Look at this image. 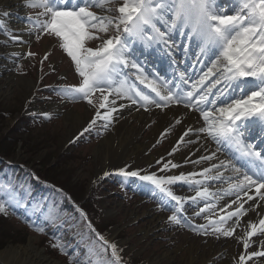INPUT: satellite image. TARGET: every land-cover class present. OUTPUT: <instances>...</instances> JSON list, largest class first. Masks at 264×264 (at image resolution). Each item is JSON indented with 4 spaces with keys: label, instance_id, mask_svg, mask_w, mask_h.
<instances>
[{
    "label": "rangeland",
    "instance_id": "rangeland-1",
    "mask_svg": "<svg viewBox=\"0 0 264 264\" xmlns=\"http://www.w3.org/2000/svg\"><path fill=\"white\" fill-rule=\"evenodd\" d=\"M20 1L25 14L24 22L31 28L28 32L30 39L25 43L23 56L14 59V63L8 68L9 71L2 65L5 56L0 54V157L5 163L11 164L10 167H15V171L9 172V181L16 180L14 176L17 177L15 174H17V170H20L23 181L43 180L48 184L57 185L58 188L51 194L57 198L66 196L71 204L56 205V208L53 205V208L49 210L50 215L48 213L45 216L37 213L36 209L24 211V213L19 207L17 209L9 207L7 215L0 214V251L10 246L26 245L32 239L37 248L44 250L50 259L59 263L69 264V255H71L73 264H76L77 261L80 264H114L111 248L104 251L103 242L97 240L95 234L99 233L109 244L116 245L117 253L121 257L119 264H149L148 262L155 256H161L169 251L173 252L174 260H163L162 264H186L190 258L188 251L185 250L186 242L191 243L190 240L197 239L204 243L206 237L213 235L217 241L232 238L233 235L225 237L214 231L198 232L193 230L200 225L212 228L206 217L213 222L220 220L215 213L207 210L205 202L183 205L179 215L187 220L188 226H180L168 220V217L173 214L172 211L161 210L159 196L162 194L150 182L141 181L138 176H125L120 172L96 178L98 166L101 164V158L96 153V148L103 138L111 133L114 122L111 120L105 127L106 122L97 119L88 131H84V129L88 128L97 111L104 113L105 109H100L99 105L101 103L107 105L110 96L120 100H127V98L120 97L114 89L108 88H105L104 94L109 98L104 100L101 93L97 91L90 97L92 104L84 99H71L58 94L60 89L78 86L81 78L75 71L74 62L61 48L59 38L48 33H41L39 28L30 22L46 19L40 15L43 9L26 7L27 0ZM222 1L219 0V3ZM233 1L235 4L228 7L231 10L226 11L223 4H220L219 7L226 9L228 14H234V9L239 1L226 0V3L230 5V2ZM123 3L124 0H112L107 5L112 9L110 13L99 7H90L88 11L97 16L118 17L120 13L117 9ZM123 27L121 25V31L118 34L121 37L128 35L130 40L135 41L132 51L141 62L146 76L154 79L151 75L154 71H159L158 68L165 73H173L170 63L163 61V55L157 45L151 43L148 48H145L140 37L124 33ZM90 31L103 39L117 35L112 28H109L106 33L96 32L93 29ZM148 33H151L150 28ZM0 34H4L3 40H0V53L2 48L22 43L19 33L14 29H5L0 25ZM180 36L181 34H178V37ZM183 39L185 43L188 41L186 35ZM190 43L194 48L197 42L193 40ZM100 44L101 39L85 41V47L93 49L99 47ZM193 56L195 59L199 55ZM147 65L151 68L149 69ZM207 65L210 64L207 63ZM175 69L178 70V68ZM125 71L128 72L129 83L134 82L138 90L150 94L152 98V94L142 88L145 83L137 81L133 74L135 69L129 68ZM21 79L31 81L34 87L28 88L20 82ZM157 82L161 87L163 86L162 81V84ZM137 101L134 105H137L141 110L156 107L155 104L144 106L138 97ZM53 104H58L64 110L59 111L51 108ZM68 110H73L84 116L80 130L73 138L70 135L71 125L67 124L64 115ZM154 129V123L143 127L140 137L146 139L151 136L152 139H156L151 142L152 148L149 153L160 159L150 165L141 163L139 175L154 174L158 178L167 180L174 175L169 171H164L165 162L184 152L185 148L181 146L178 149V146H171L173 141L167 135L165 141L157 140L159 136H154V133H157ZM168 146L173 147L172 151L165 153ZM37 186L27 187L28 190L33 191ZM15 187L17 188V186ZM165 187L178 195V181L165 184ZM153 189L157 193L156 196L152 194L151 190ZM4 190L9 191L11 187H5ZM193 192V190L187 189L184 195H192ZM54 202L56 203L55 200ZM175 203V201H171V204L175 205ZM81 211L86 214V219L81 216ZM149 215H161L163 222L148 238H145L143 230L149 224ZM50 217H55V219ZM33 222L35 225L43 227L44 232H37L33 226H30ZM89 223L95 232L89 227H85ZM221 227L232 229V225H229L228 222ZM111 235H113L112 238ZM185 236H188L187 241ZM57 241L65 247L69 255L62 254L59 248L52 247ZM89 248L92 249V252L88 251ZM30 255L32 254L27 256ZM223 259H225V255H221L218 262L210 264H221ZM202 263V261H197V264ZM253 263L264 264V257H258L257 262ZM0 264L8 263L0 260Z\"/></svg>",
    "mask_w": 264,
    "mask_h": 264
},
{
    "label": "snow or ice",
    "instance_id": "snow-or-ice-1",
    "mask_svg": "<svg viewBox=\"0 0 264 264\" xmlns=\"http://www.w3.org/2000/svg\"><path fill=\"white\" fill-rule=\"evenodd\" d=\"M111 2L112 0H27L26 7L42 8L43 12L40 15L46 17L44 20L37 19L30 22L38 27L41 33H48L59 38L61 48L74 62L75 71L81 78L78 86L60 89L58 94L71 99H84L92 104L90 97L97 91L101 93L104 100H107L108 96L104 94V90L108 88L114 89L117 95L126 97L133 104L138 102V97L144 106L155 104L156 107H167L171 103H182L185 107L195 108L202 113L207 124V128H200L196 131H206L218 144L234 146L236 152L230 153L234 159L238 154L249 158L247 165H241L245 168L242 177L237 175L235 177L237 183L230 185V188L236 190L237 198L239 199L241 192L247 195L246 189L255 188L260 200H264V193L261 192V189H264V155L259 150H253L254 141L250 139L257 132L260 136H264V0H242L241 5L234 9V14H228L220 8L219 0H124L122 6L117 9L120 13L118 17L97 16L88 11L90 7H99L110 13L112 9L107 5ZM81 4L84 6H80ZM158 24L165 30L161 31ZM121 25L124 26V33L146 39L149 44H162L169 52L174 46L170 43V36L173 32L186 35L190 42L195 40L200 49V55L208 59L211 64L201 77V83L211 75L215 77L213 86L222 84L223 87L217 89L215 93L209 91L199 95L198 102L195 103L192 101L194 91H187L185 96L180 89L174 92L176 85L173 84L170 88H166L167 94L164 95L153 87L152 92L159 99H152L150 94L138 90L134 82L129 83L130 78L126 69H135L133 74L141 82L147 76L141 62L133 54L132 45L135 41L130 40L128 35L121 37L118 34L121 31ZM109 28L114 29L117 35L103 39L90 31L93 29L96 32L106 33ZM149 28L151 33H148ZM37 38L39 39V36ZM94 39H101L99 47L96 49L85 47V41ZM155 79L158 80L159 77ZM181 79H183V74H181ZM166 84L165 81L164 85ZM195 87L194 84L193 89ZM230 88L233 91L239 90L241 97L232 98L230 103L227 102L229 98L226 97L220 100V103L225 106L215 108L216 101ZM209 94L214 99L209 100ZM111 104L115 105V100ZM201 104L212 105L213 109L201 107ZM99 107L107 109L108 106L101 103ZM212 110L218 111L219 117L211 116ZM115 111V107H111L104 113L97 111L96 116L84 131H88L97 119L105 121V127H107L111 122V114ZM179 122L177 120V123ZM192 131L193 129H188L184 135ZM182 140L183 136H181ZM188 143H193V141L189 140ZM214 157L215 153H211L200 157V160L194 163L211 160ZM256 161L261 163L257 164ZM171 166L177 167L175 164ZM164 167L168 168V164ZM229 167L236 173L241 172V169L232 165L231 162L219 161L218 164L211 165V168L217 171V178H219L221 169L226 170ZM119 171L122 175L138 176L141 181L154 185L162 194L159 196L161 210L173 213L168 220L176 225L188 226L187 220L179 215L182 212L184 198L175 195L165 187V184L185 179L183 174L165 180L154 174L139 175L137 171L125 172L123 169ZM209 171V168L202 170L203 173ZM104 175L107 176L109 173L105 172ZM195 175V173L189 174V176ZM4 189L5 186L0 185V214L7 215L8 208L20 206V201L16 199L13 190L5 191ZM151 191L153 196H156V191L154 189ZM226 194L233 193L226 191ZM207 195L206 188L196 192L197 197ZM192 199L195 201V198ZM248 199L252 200L253 196H248ZM171 201H175V205L171 204ZM241 209H243V204H240L234 212L228 213L227 219L244 215L247 210L241 211ZM80 214L86 219L85 213L81 211ZM50 218L55 219V217ZM206 219H209V225L212 226L214 232L225 237L233 235L234 229L221 227L227 223L223 217L218 222H213L207 217ZM235 223L239 224V220L237 219ZM30 226H33L37 232H44V228L35 225L34 222ZM88 227L95 232L90 223ZM249 227L252 231L247 235L251 237L256 234L257 224L249 222ZM206 228V225H200L193 230L205 232ZM259 231L264 233V219L259 221ZM96 235L100 241H103L104 251L111 248L114 264H119L121 257L117 253L116 245L109 244L99 233ZM52 247L59 248L62 254L69 255L59 241ZM244 247L245 249L249 247L247 240H244ZM88 251L92 252V249L89 248ZM256 256L264 257V251L252 252L247 259ZM245 260L246 257L241 255L239 264H245ZM69 264H73L71 255H69ZM76 264L80 262L77 261Z\"/></svg>",
    "mask_w": 264,
    "mask_h": 264
},
{
    "label": "bare ground",
    "instance_id": "bare-ground-1",
    "mask_svg": "<svg viewBox=\"0 0 264 264\" xmlns=\"http://www.w3.org/2000/svg\"><path fill=\"white\" fill-rule=\"evenodd\" d=\"M22 5L20 0L0 1V25L6 29L16 30L22 39V43L19 45L1 49L0 54L5 56L2 65L8 71V68L14 63V59L23 56L25 43L30 39L28 32L31 28L24 22L25 14ZM0 40H3V34H0ZM208 77L202 83L201 81L200 83L197 82L195 89L199 90L205 84V81L208 80ZM144 80L147 81V79ZM20 82L28 88L34 87L33 83L27 79H21ZM148 85L155 86L154 82L151 81L148 82ZM207 88L204 93L211 91L212 86L210 85ZM113 100H115V105L111 104ZM107 106L105 111L110 110L111 107L116 108V111L111 114L114 128L96 148V153L101 158L96 178L105 176V172L112 174L113 172H120L119 170L121 169L125 172L137 171L139 173L141 163L150 165L159 160L160 158L158 159L154 154L149 153L152 148L151 142L156 139H152L151 136L146 139L140 137L142 128L154 123V130L157 132L154 133V136H159L157 140L165 141V136L167 135L173 141L171 146H178V149L181 146L185 148L184 152L165 162V164H168V168L165 169L163 167L164 171H169L174 176L184 175L185 179L178 181L179 192L177 195L184 198L183 205L193 202H206L207 210L215 213L219 219L221 217L226 219L229 225H232V229H234L232 238L229 237L221 241L215 240L213 235L212 237H206L204 243L199 242L197 239L190 240L191 243L186 242L185 250L188 251L190 257L186 264H197V261H202L204 264L216 263L221 255H225V259L221 261V264H239L241 255L246 257L245 264H255L253 262H257L258 257L261 256L252 257L251 259H247V256L252 252L264 251V233L259 231V221L264 219V200H260L255 188L246 189L247 195L241 192L239 199L237 198L236 190L230 188V185L237 183L235 177L237 175L242 177L243 171L236 173L231 167L226 170L221 169L219 178H217V171L211 168V165L218 164L219 161L231 162L232 165H235V163L225 152L218 149L217 142L206 131H196L200 128H207L205 121L201 120V115L177 103H171L167 107L141 110L130 100H120L113 96H110ZM51 108L59 111L64 110L58 104L51 105ZM64 115L67 124L71 125L70 135L73 138L80 130L84 116L73 110H68ZM211 116H218V114L212 112ZM177 120L180 122L177 123ZM188 129H193V131L189 132L188 135H184ZM181 136H183L182 141ZM189 140L193 141V143H188ZM172 148L168 146L165 149V153H170ZM211 153H215L213 159L194 163V161L200 160V157L208 156ZM172 164L177 165V167H172ZM205 168H209L210 171L203 173L202 170ZM190 173H195L196 175L189 176ZM205 188L208 195L197 197L196 192L203 191ZM187 189L194 191L192 195H184ZM226 191H231L233 194L228 195ZM261 192L264 193V189H261ZM248 196H253V199L249 200ZM192 198H195V201ZM240 204H243L241 211L247 210L246 213L239 217L233 216L232 219H227V214L234 212ZM149 219L148 226L143 230V237L145 238H148L163 222L161 215H149ZM237 219L239 224L235 223ZM249 222L257 224L256 234L251 237L247 235L248 232L252 231L249 227ZM207 230L209 229L207 228ZM184 238L187 241L188 236ZM244 240L249 243L247 249L244 247ZM28 254L32 255L28 257ZM0 260L8 264H65L50 259L44 250L35 246L32 239L26 245L6 247L0 251ZM163 260L173 261V252L169 251L161 256L157 255L148 263L162 264Z\"/></svg>",
    "mask_w": 264,
    "mask_h": 264
},
{
    "label": "trees",
    "instance_id": "trees-1",
    "mask_svg": "<svg viewBox=\"0 0 264 264\" xmlns=\"http://www.w3.org/2000/svg\"><path fill=\"white\" fill-rule=\"evenodd\" d=\"M10 165L11 164L5 163L0 157V181L2 179H5L8 172L15 171V170H11L12 167H10ZM13 168H15V167H13ZM16 173H17L16 174L17 175L16 180L8 181L6 183L8 185H10L11 190H13L15 193V197L17 199L19 198L20 202L28 203L30 207L35 206V205H40V203H41L42 204V205H40L41 210H43L44 212H49V210H51L53 208V205H55V208H56V205L57 206H60L61 204L65 205L64 203L71 204L68 201L66 196L64 198H61L58 196V198H57L53 195L51 196L49 194H47V195L44 194V192H46V191H50L49 193L56 191V189L58 188L57 185L48 184L43 180H40V181L37 180L36 182H26V181H23V179H21L20 170H17ZM32 185H38V186L33 191L28 190V187H30ZM15 186H17V188ZM62 188H64V187H62ZM65 191H66V189H65ZM54 200L56 201V203L54 202ZM43 204H44V206H43ZM78 216L80 217V214H78ZM85 227H88V225H85Z\"/></svg>",
    "mask_w": 264,
    "mask_h": 264
}]
</instances>
